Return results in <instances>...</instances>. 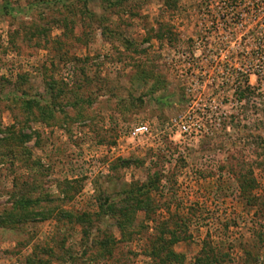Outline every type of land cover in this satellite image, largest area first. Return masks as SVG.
I'll return each instance as SVG.
<instances>
[{"label":"rangeland","instance_id":"obj_1","mask_svg":"<svg viewBox=\"0 0 264 264\" xmlns=\"http://www.w3.org/2000/svg\"><path fill=\"white\" fill-rule=\"evenodd\" d=\"M154 173L156 222L110 215ZM259 206L264 0H0V216L63 214L0 228V264H160L167 223L177 263L264 264Z\"/></svg>","mask_w":264,"mask_h":264},{"label":"trees","instance_id":"obj_2","mask_svg":"<svg viewBox=\"0 0 264 264\" xmlns=\"http://www.w3.org/2000/svg\"><path fill=\"white\" fill-rule=\"evenodd\" d=\"M50 88H52V85H50ZM237 91H238L237 101L242 103V101H244L245 97H246V94H244L245 90H240V91L237 90ZM223 125H224V123H223ZM161 179H162L161 178V174L154 173L152 175V178L150 177L147 182H145L144 184L141 185V188H138L136 190L137 194H139L141 191H143V193H145V196H146L145 200H144L145 204L143 206H141L140 208H138L136 210L130 209L128 207H122L121 209H118V210H111L110 215L111 216L112 215H116L119 218L121 217L122 218L121 220L123 222L125 221V222H128V223H132V221H133L132 219L134 218V215L139 210V211H143L147 221H150V223L156 222V220H155L156 213H158V211H160V209H161V206H159L157 204V202H158L159 197L161 196V194H163V192L160 190V184L162 182ZM248 185H249V187H252V186H255L256 184L254 183L253 185H251L249 183ZM242 187H244L243 182H241L239 184V188H242ZM21 196L24 199L23 203L26 204V203H30L31 202V200L29 198H26L24 194H21ZM33 202L34 201H32V203ZM154 202L156 203V205L154 204ZM37 203H39L38 200L35 201V205ZM10 210L12 211L13 209L10 208ZM15 211H16V209H15ZM12 212L0 216V228L1 229L14 228V227H17L19 224L26 223V222H34L37 219H39V220L48 219L47 218L48 215H50V213H53V212L56 214L55 217H54L55 220H57V221L60 220L61 221L63 219V214L60 213L55 208H52L51 210L44 209V210H41V211H34V212H31L30 214L27 213V212H24V211L21 212V214H19L17 212H14V211H12ZM260 213H262V215L264 214V212H262L261 206H259V208H257L253 212L254 215H252V216L254 218L252 219V223H253L254 227H257L258 224L259 225L261 224L260 222H261V220L263 218L261 217ZM82 217H84L83 214L77 215L76 218H75V222L79 226L80 225L82 226V223H83ZM117 225H118V228L120 229V232L123 233V230L121 229L122 223L117 222ZM168 225H169V223H167L165 225L164 229H162L163 230L162 231L163 234H161L160 237H159V243H160V244H158L159 248L157 247V249H156L157 251H160V249L161 250H165V257L162 258L160 256L159 252H156V253L152 252V256L151 257L156 258L157 260H159L161 262L160 264H180V263H177V260H179V257L176 256L177 254L175 252H173V250L171 248L169 250V247L171 245H173L172 243H176V242L179 241V237L177 235L175 236L174 233L170 232ZM261 230H262V228H261ZM253 233L256 234L257 243H259L261 245L262 244L264 245V232L260 231V230H255ZM167 234H172V237L174 239L166 238ZM85 235L86 234L84 232V234H82V237H84ZM106 253H108L110 255V250L107 249ZM208 253H209V250L207 251L206 248H203L201 250V255L202 256L200 255L199 264H201V262H203V255H205V254L207 255ZM70 259H71V261H73V256L72 255L69 256V261H70ZM172 261H174V263ZM251 261L253 262L255 260L251 259ZM63 264H66V262H63Z\"/></svg>","mask_w":264,"mask_h":264},{"label":"built area","instance_id":"obj_3","mask_svg":"<svg viewBox=\"0 0 264 264\" xmlns=\"http://www.w3.org/2000/svg\"><path fill=\"white\" fill-rule=\"evenodd\" d=\"M187 128L185 125L181 126L180 132L181 133H187ZM150 127L147 123H138L134 126H132L131 128H129L128 130V137L133 140V141H137L140 139H143L147 136L150 135Z\"/></svg>","mask_w":264,"mask_h":264}]
</instances>
